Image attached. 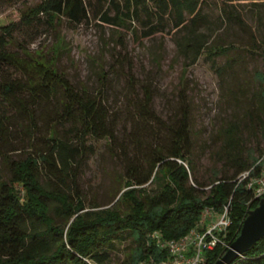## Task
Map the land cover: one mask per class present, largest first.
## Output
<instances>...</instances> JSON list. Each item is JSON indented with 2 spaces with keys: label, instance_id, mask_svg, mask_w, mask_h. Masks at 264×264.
<instances>
[{
  "label": "trees",
  "instance_id": "16d2710c",
  "mask_svg": "<svg viewBox=\"0 0 264 264\" xmlns=\"http://www.w3.org/2000/svg\"><path fill=\"white\" fill-rule=\"evenodd\" d=\"M209 2L211 0H41L22 13L20 22L31 25L44 15L51 25L63 19L81 24L93 17L118 29H127L139 43L157 34L182 33L176 44L193 53L186 64L188 67L209 45L205 34L197 30L207 19L205 8ZM220 10L230 18H238V14L226 7L220 6ZM16 26L14 22L0 28V157L7 161L11 171L8 180L0 174V264L161 261L167 258L168 250L159 247V238L179 240L200 228L207 208L223 213L228 207L230 225L226 231L218 233L215 246L205 249L204 253V264H215L240 234L247 211L260 200L247 188L248 179L241 180L240 175L248 170H251L250 176L258 175L264 154L243 159L238 128L230 125L226 129L228 137L224 149L234 169L209 183L202 182L190 150L191 128L184 117L173 127L168 146L138 139L136 150L131 153L130 146L125 144V190L114 206L88 207L79 187L69 185L76 184L79 177L75 162L85 154L87 138L116 137L110 122L111 112L103 100L89 91L77 89L53 64L26 57L22 50H9ZM228 49L229 46L216 45L210 53L217 56ZM7 66L14 67L20 76H6ZM145 97L142 113L154 118L150 108L153 95L149 89ZM54 100L60 107V116L74 128L78 143L59 137L54 125L45 143L38 144L35 140L32 130L39 123L38 110ZM260 103L264 113V90ZM4 108H12L14 115H6ZM17 116L30 123L27 146L12 140L13 132L8 127ZM262 123L264 128V120ZM17 151H25V157L12 159L10 155ZM43 173L67 187L46 188L40 180ZM130 238L134 247L128 256L122 261H112L111 252L117 241ZM232 264H264V237Z\"/></svg>",
  "mask_w": 264,
  "mask_h": 264
},
{
  "label": "rangeland",
  "instance_id": "374dc122",
  "mask_svg": "<svg viewBox=\"0 0 264 264\" xmlns=\"http://www.w3.org/2000/svg\"><path fill=\"white\" fill-rule=\"evenodd\" d=\"M40 1L0 0V28L15 22V39L9 50H22L26 57L53 64L77 89L103 100L111 112L116 137L87 138L85 154L75 162L79 177L76 184L69 185L79 187L88 207L114 206L125 190V144L131 153L138 139L168 146L173 127L184 117L191 128L190 150L202 182L209 183L234 169L224 149L230 125L238 128L243 159L264 154V113L260 103L264 90V1L211 0L205 8L207 19L197 29L205 34L209 45L188 67L193 53L176 44L182 33L157 34L139 43L127 29L93 17L81 24L63 19L51 25L44 15L31 25L20 22L22 13ZM220 6L238 14V18L228 17ZM216 45L229 49L212 56L210 51ZM5 70L6 76H20L12 66ZM146 89L153 95L150 108L154 118L142 113ZM60 111L55 100L38 110L39 123L32 130L38 144L45 143L52 125L59 137L78 143L74 128L60 116ZM3 112L14 115L12 108H4ZM29 124L21 116L9 123L16 144L29 145ZM25 155V151H17L10 156L20 159ZM0 174L5 180L11 177L2 157ZM40 180L48 189L67 187L45 173ZM219 215L213 212L207 216L200 228ZM133 247L131 238L117 241L112 261L124 260Z\"/></svg>",
  "mask_w": 264,
  "mask_h": 264
},
{
  "label": "built area",
  "instance_id": "2783aa9c",
  "mask_svg": "<svg viewBox=\"0 0 264 264\" xmlns=\"http://www.w3.org/2000/svg\"><path fill=\"white\" fill-rule=\"evenodd\" d=\"M263 165L261 171L256 176H250L251 170L240 175V179L247 180V188L253 192L255 199L264 197V156L262 158ZM214 211L207 208L202 216L200 226L204 225L207 216H211ZM219 218L213 221L203 229L195 228L187 236L179 240H162L158 239L160 248L168 250L167 258L161 261L146 260L140 264H204L205 249H212L219 240L218 233L226 231L231 220L228 215V207L223 213H219Z\"/></svg>",
  "mask_w": 264,
  "mask_h": 264
},
{
  "label": "water",
  "instance_id": "95a60500",
  "mask_svg": "<svg viewBox=\"0 0 264 264\" xmlns=\"http://www.w3.org/2000/svg\"><path fill=\"white\" fill-rule=\"evenodd\" d=\"M264 237V197L256 207L247 211L240 234L215 264H232Z\"/></svg>",
  "mask_w": 264,
  "mask_h": 264
}]
</instances>
